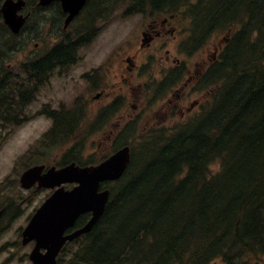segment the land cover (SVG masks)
Instances as JSON below:
<instances>
[{"label":"trees","instance_id":"obj_1","mask_svg":"<svg viewBox=\"0 0 264 264\" xmlns=\"http://www.w3.org/2000/svg\"><path fill=\"white\" fill-rule=\"evenodd\" d=\"M35 1L28 0L31 11ZM130 3L136 7L127 13H170L190 19L186 42L190 50L225 33L223 49L196 83L211 99L172 124L147 128L138 116L112 136L110 151L99 157L85 156L83 143L114 115L116 104L91 122L76 118L73 111L69 117L52 114L55 122L41 142L47 148L74 143L64 156L66 162L96 164L119 147L128 144L132 149L127 171L110 184L112 194L103 216L89 233L64 246L58 264H212L218 259L224 264H260L264 261V0H89L69 31L60 33L64 38L43 58L49 62L39 65L45 74L46 66L50 70L74 63L79 48L98 34L99 23L106 22L119 5ZM35 23L32 13L24 30L35 29ZM34 36L21 40L22 33L14 35L0 22V58L26 48ZM23 65L24 77L0 64L2 125L27 122L26 108L43 83L35 81L38 62L30 59ZM84 126L82 138L76 140ZM216 162L218 169L212 167ZM14 216L9 209L3 215L0 235L3 221ZM88 217L83 215L77 224Z\"/></svg>","mask_w":264,"mask_h":264},{"label":"rangeland","instance_id":"obj_2","mask_svg":"<svg viewBox=\"0 0 264 264\" xmlns=\"http://www.w3.org/2000/svg\"><path fill=\"white\" fill-rule=\"evenodd\" d=\"M124 12L125 7H119L111 20L103 26L101 33L99 32L92 42L81 47L78 52V62L68 67V71H63L64 74H68V79L63 73L61 75L58 74L62 69H57L51 79V83L41 88L38 98L30 105L27 113L32 118L28 122L23 126L14 128L0 126V207L9 209L11 215L15 213V216L10 221L5 219L2 224L5 228L0 235V264H32L29 259V253L34 243L23 245L21 233L36 209L52 192L50 189L43 188L36 189L34 187L30 190L22 188L19 181L21 173L29 164L33 163H46L49 166H58L56 164L63 160L65 152L74 144L67 143L62 147H52L47 150L44 143L40 142V139L51 127L52 120L37 113L49 104L57 108V104L66 103L68 106L76 108L74 105L75 100L79 98L83 106L82 109H85L86 112L84 120L85 122H91L103 107H108L110 103L118 100L119 109L117 113L108 118L102 130H94L83 143V154L85 156L95 154L99 157L111 149L115 137L111 138L110 136L112 130L115 129V124L118 121H120V124H124L129 120H135L141 112V110L134 112L131 107L132 104L141 103V107H138V109H145L142 107L143 95L139 86L133 83L135 88L129 91V86L126 84L122 85V70L120 67L122 57L125 54L132 55L134 49L138 46L140 31L147 24L148 19L139 14L124 15ZM57 14L56 9L47 10L45 14L40 12L41 18L39 21L48 16L53 18ZM180 21L182 27L187 25L186 20L182 19L181 16ZM35 26L38 28L39 24ZM26 31L22 34L21 40L28 39L27 36L30 33V29ZM35 33L30 35L34 36ZM223 39L224 33L216 35L207 44L208 48H204L191 56V63L187 62V64L192 66L197 63L196 61L202 64L204 53L211 49L213 45L222 43ZM53 41H56V38ZM42 52L43 43L41 40L31 38L28 40V46L22 52H12L9 58H0V64L7 65L12 63L14 65L13 70L20 72L23 63L33 59V55H38ZM173 53L177 54L174 48ZM188 61L190 62V60ZM156 66L160 67V64L153 60L149 65L145 66L142 73L149 76V73ZM96 70L101 73L98 79L89 81V79L85 78V74L94 75ZM194 70L195 67H192V71ZM100 90L105 91L103 96L99 99L94 98L97 91ZM131 93H133L132 96ZM184 93H186V90ZM197 97H199V93L195 94L190 102L196 100ZM162 99L161 97L158 105L156 102L158 99L154 102L149 99L148 105H145L148 110L151 109L150 114H142L143 123L147 122V128L160 125L158 124L159 120L165 121L167 119L165 114L166 107ZM85 128L86 126L81 129L76 140L82 138ZM29 149H32L34 153H28L23 156ZM212 167L218 169L220 163L216 162ZM11 204L12 206L10 207ZM212 264H223V262L218 259Z\"/></svg>","mask_w":264,"mask_h":264},{"label":"water","instance_id":"obj_3","mask_svg":"<svg viewBox=\"0 0 264 264\" xmlns=\"http://www.w3.org/2000/svg\"><path fill=\"white\" fill-rule=\"evenodd\" d=\"M57 0H40V5H48ZM68 13L65 29L80 13L87 0H58ZM26 6V0H4L0 13L5 23L14 33H19L27 16L19 12ZM131 161L130 146H124L98 165L80 166L76 162L62 168L51 167L43 173L45 165L28 168L21 175V185L31 188H52L55 191L38 208L23 231V244L35 241L29 255L34 264H57V257L68 241L88 233L102 217L110 198V189L101 190L102 183L120 179ZM65 183H77L67 189ZM91 212L85 225L67 233L76 225L79 217ZM3 210L0 209V217Z\"/></svg>","mask_w":264,"mask_h":264},{"label":"flooded vegetation","instance_id":"obj_4","mask_svg":"<svg viewBox=\"0 0 264 264\" xmlns=\"http://www.w3.org/2000/svg\"><path fill=\"white\" fill-rule=\"evenodd\" d=\"M175 19V21L173 20ZM180 21L177 17L171 16V17H163L162 19H153L148 22L146 25L147 27L142 30V33H145L147 36V43H142V41L139 43V46L136 47V49L133 51L132 55H124L121 59V67L120 69L122 70L121 73V82L122 85L127 84L129 86V91H132L135 88L134 84H137L139 88L142 91V95H145V87L143 85V81L147 79V76H141L142 75V68L143 64L145 63L142 62V64H137V61H140L141 59L144 58V60H148L147 54H145V51H149V49L152 47V45L159 41L160 43H156L154 45L155 51L154 54L158 55L160 54V61L162 64H168V68H162L161 69V78L160 80H163L164 77L168 76L170 73V68L173 67L172 63H179V59L175 56L171 55V52L169 49H163L164 46L168 43L165 41L167 37L173 36L176 37L181 32L179 22ZM176 22V23H175ZM165 51V55H162ZM138 59V60H137ZM211 60V58H209ZM206 62V59L204 60ZM200 71V70H199ZM125 72V73H124ZM201 73V71H200ZM126 75L128 77H126ZM184 75L181 73L179 80L170 87V89L166 92L165 96L166 99L163 101H166L167 104H172L174 102V96L176 97V109L173 111L174 115H179L181 117L184 116V89L181 86V81L183 79ZM159 78H157L158 80ZM148 81V79H147ZM147 81H145V84H148ZM134 83V84H133ZM181 87V88H180ZM99 94V98L103 96L104 91L100 90L97 91ZM149 93H152V90H149ZM191 94V92L189 93ZM133 93H131V96ZM134 107H136V104H133ZM61 108V107H60ZM173 110V109H171ZM168 116V114H167ZM4 117L8 118V115H4ZM261 264V263H260Z\"/></svg>","mask_w":264,"mask_h":264},{"label":"bare ground","instance_id":"obj_5","mask_svg":"<svg viewBox=\"0 0 264 264\" xmlns=\"http://www.w3.org/2000/svg\"><path fill=\"white\" fill-rule=\"evenodd\" d=\"M234 40V39H233ZM255 41V40H254ZM19 79V78H18ZM27 81V80H26ZM260 141V140H259ZM165 175H167L166 173H165ZM155 178H156V176H155ZM167 178V177H166ZM164 181V180H163ZM167 181H168V179H167ZM120 184V183H119ZM166 184V183H165ZM145 185V184H144ZM163 185V184H162ZM168 185V184H167ZM166 185V186H167ZM139 187H141V186H139ZM138 187V188H139ZM150 187V186H149ZM137 188V187H136ZM147 188V187H146ZM163 188V187H162ZM121 189V188H120ZM149 189V188H148ZM168 189H166V191H167ZM118 191H119V189H118ZM117 192V191H116ZM133 193V192H132ZM146 193H148V192H146ZM166 193H168V192H166ZM135 194V193H134ZM202 195V194H201ZM127 196V195H126ZM142 199V198H141ZM136 200V199H135ZM203 200V199H202ZM201 201V200H200ZM199 202V201H198ZM250 224H251V222H249ZM254 226V225H253ZM255 230H257V228L255 229ZM251 231V230H250ZM261 231V230H260ZM252 232H254V231H252ZM263 232V231H262ZM252 235H253V233H252ZM260 235V234H259ZM259 237V236H258ZM256 240V239H255ZM258 240V239H257ZM242 242V241H241ZM264 242V241H263ZM256 243V242H255ZM262 247V246H261ZM261 249V248H260Z\"/></svg>","mask_w":264,"mask_h":264}]
</instances>
